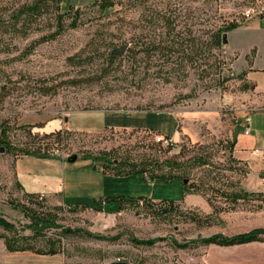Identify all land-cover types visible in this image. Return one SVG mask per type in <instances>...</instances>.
Returning <instances> with one entry per match:
<instances>
[{"label": "rangeland", "instance_id": "1", "mask_svg": "<svg viewBox=\"0 0 264 264\" xmlns=\"http://www.w3.org/2000/svg\"><path fill=\"white\" fill-rule=\"evenodd\" d=\"M31 1L0 0V14L7 19ZM250 1L111 0L113 5L103 11L101 0H64L62 7L73 10L65 26L76 11L79 20L54 39L49 38L55 28L51 16L37 27L26 24V35L0 30V133L6 132L17 157L24 156L17 152L21 149H39L63 160L86 155L100 159L95 165L109 174L113 166L108 161L127 160L155 164L161 169L156 175L179 178L150 182L136 174L106 179L121 195L158 202L114 220L95 210L52 207L40 197L26 198L14 177L16 157L0 145V217L21 236H32L21 210L51 214L60 227L44 230L34 242L45 252L49 243L55 244L57 259L39 258L36 264H109L117 258L128 264H264V242L236 249L198 243L214 235L229 238L264 230V155L240 161L242 155L232 145L253 112L245 98L248 85L240 80L239 59L250 51L249 61L255 53L251 48L264 54V19L244 20L242 15ZM231 24L238 28L225 33L227 44L214 48L212 35ZM232 42L238 49L233 52ZM121 47L126 50L115 54ZM46 89L49 93L43 95ZM115 112L176 115L178 137L174 141L152 130L99 126ZM51 124L61 129L47 130ZM156 137L172 144L166 147ZM66 168L83 170L79 162ZM232 183L261 197L226 202L221 194L230 193ZM184 194L199 205L174 203ZM63 229L84 233L64 235ZM13 237L0 228V264L27 262L22 252L6 251L4 240ZM131 239L160 240L147 248ZM188 243L187 249L176 247ZM247 257L259 262L243 260Z\"/></svg>", "mask_w": 264, "mask_h": 264}, {"label": "crops", "instance_id": "2", "mask_svg": "<svg viewBox=\"0 0 264 264\" xmlns=\"http://www.w3.org/2000/svg\"><path fill=\"white\" fill-rule=\"evenodd\" d=\"M236 42H232V52L236 49ZM255 50L254 56L249 61L246 60L248 54L244 58L240 57L238 69L244 76L241 77V81H244L248 85V94H245L248 104L253 107V112L249 115V125L247 126L248 133H240L236 137V143L234 151L239 155L240 161H247L249 159H256L260 155H264V138L260 135H264V54H261L260 50ZM250 49V50H251ZM113 113L110 116H104V120L100 122V127L103 128H121V129H142L152 130L164 137L176 140L178 137L176 115H161V114H148V113H134V112ZM253 115V116H252ZM252 116V117H250ZM256 116V119H255ZM255 121V128L250 127V122ZM57 123V122H56ZM60 130L61 127L56 124H51L47 130L53 128ZM253 132V133H252ZM255 132V135H254ZM75 162H79L82 167V173H78L73 168L67 169L66 160L61 157L51 158H37L32 156H20L16 157L13 162V171L16 181V185L21 190L23 195H32L40 197L45 200L49 206L52 207H68L69 209L81 208L85 211L95 210L102 217L112 216L114 220L123 217L129 212L128 210H119V205L114 202H105L106 198L115 197H128L121 195L122 192L118 189L111 187L109 184H105V180L112 177V174L106 173L95 165L90 160H84L83 158L76 159ZM74 162V163H75ZM71 166V165H70ZM73 166V165H72ZM68 172V173H67ZM68 174V175H67ZM243 188L245 185L242 183ZM253 192V191H252ZM191 197L188 194H184L182 199L177 203L186 207H195L199 205V201L194 199L192 202ZM153 203H158L151 201ZM141 240V239H138ZM158 242V241H157ZM155 242L152 246H154ZM261 243H253V246H257ZM264 244V243H263ZM149 248V247H147ZM221 249H236L241 246L217 247ZM136 252L135 247L132 248ZM23 259L27 262H20V264H36V260L40 258L42 261L55 262L58 254L49 256H39L31 252H22ZM243 260L258 261V259L247 257ZM117 262L120 260L117 258ZM124 263V262H122ZM109 264H112L109 263ZM128 264V263H126ZM130 264H135L134 260ZM149 264H157V262H151ZM181 264V263H175Z\"/></svg>", "mask_w": 264, "mask_h": 264}, {"label": "trees", "instance_id": "3", "mask_svg": "<svg viewBox=\"0 0 264 264\" xmlns=\"http://www.w3.org/2000/svg\"><path fill=\"white\" fill-rule=\"evenodd\" d=\"M64 0H32L31 2L27 4H23L19 6L16 10H14L10 17L7 19H4L3 17L5 15L0 14V30L2 33L9 31L12 34H20L26 35V32L29 31L30 27L26 28L27 25L34 24L36 27L39 25V21L43 19L44 17L51 16L52 20L54 22L55 28L51 35H49L50 39H54L56 36L60 35L62 32H64L67 28H75L77 21L79 20L78 11L74 13V17L72 20V23L69 26H65V18L69 17V15H72V9L68 7L64 8L62 7ZM101 10L104 11V7H111L113 3L111 0H101V3L99 4ZM238 28V25L231 24L223 29V31H216L212 35V46L216 49H219L221 47L222 43V35H224L227 32L234 31ZM223 33V34H222ZM46 41V38H42L40 42ZM153 51V46H152ZM111 58H114L113 55L110 56ZM244 76V73L241 74L240 77ZM49 91L46 89L43 93V95H47ZM59 132L55 134L57 136ZM238 135V132H237ZM236 135V136H237ZM236 143V137L234 138V142L232 145H235ZM0 145L3 146L6 153L16 156V153L14 152V149L11 147L9 142L7 141L6 132L3 130L0 133ZM21 155L24 156H32L37 158H51L54 156H51L49 153L45 151H41L39 149L34 150H28V149H21L17 151ZM84 160H90L92 163L95 161H101L98 158H92L88 156L83 157ZM102 159V158H101ZM125 160V159H124ZM103 161V160H102ZM110 165L113 166L112 169H109L112 172L113 176L117 177H123V176H129V175H136V174H142L145 175V178L152 182L154 180H160L165 182H170L174 179H179L176 176H166V175H156L157 172L161 171V169L158 166H154L155 164L146 166V165H138V164H129V161H119L118 163H115L114 161H108ZM103 171H106L103 169ZM149 174V175H147ZM187 186L182 187L183 193H187ZM232 191L228 194H221V197L229 203L235 204L238 201H244L247 199H256L258 200L261 195L256 194L253 192H246L243 189L236 188V184H231ZM26 198L31 199L35 196L32 195H24ZM105 202H114L119 205V210H135L138 206H146L150 205L152 203L151 201L144 199V198H130V197H115V198H106L104 199ZM169 205H172L173 202H168ZM152 207V205H150ZM59 209V208H55ZM83 208H81L82 210ZM73 210H77V208H73ZM21 213H24L26 218L29 221V224L27 226V229L32 233V236H21L17 235L16 228L13 224L9 223L2 217H0V228L6 232L14 234V237L4 241V246L7 252H31L37 255H49L53 256L58 254L57 248L55 244H48V251H42L37 250L34 247L35 240L42 235V232L47 229L51 228H60L56 226L55 224V216H52L51 214H35V215H28L23 210H21ZM73 233H84L80 230H70V229H63L62 234L69 235ZM85 235H89L85 233ZM90 236V235H89ZM160 239H153V240H137V239H131V242L134 245L137 246H144V247H151L155 242L159 241ZM252 242H264V230L258 229L254 231H250L248 233H242L239 235H235L232 237H223L220 235H214L212 237L208 238H202L198 240V243L205 245V246H217V247H231V246H237V245H243L248 244ZM193 243V242H191ZM181 244L176 245L179 249H187L189 247V244Z\"/></svg>", "mask_w": 264, "mask_h": 264}, {"label": "built area", "instance_id": "4", "mask_svg": "<svg viewBox=\"0 0 264 264\" xmlns=\"http://www.w3.org/2000/svg\"><path fill=\"white\" fill-rule=\"evenodd\" d=\"M249 3L250 4H248L243 10L244 12L242 15L244 20H252L254 18L258 20L264 19V0H251ZM244 133H248L247 127ZM155 141L166 147L172 144L169 140H166L163 137H156ZM261 193L264 194V179L261 183Z\"/></svg>", "mask_w": 264, "mask_h": 264}, {"label": "water", "instance_id": "5", "mask_svg": "<svg viewBox=\"0 0 264 264\" xmlns=\"http://www.w3.org/2000/svg\"><path fill=\"white\" fill-rule=\"evenodd\" d=\"M227 36H226V34H224V35H222V45H226L227 44ZM126 50V47H121L119 50H115V54H122L124 51ZM3 148H0V153H3ZM76 161V156L75 155H73V156H71V157H69L67 160H66V162L67 163H74ZM183 184H185L186 183V181L184 180L183 182H182ZM112 264H126V263H122V262H115V263H112Z\"/></svg>", "mask_w": 264, "mask_h": 264}]
</instances>
